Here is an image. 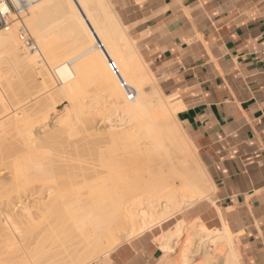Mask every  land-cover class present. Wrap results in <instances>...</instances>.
<instances>
[{"label":"bare ground","instance_id":"6f19581e","mask_svg":"<svg viewBox=\"0 0 264 264\" xmlns=\"http://www.w3.org/2000/svg\"><path fill=\"white\" fill-rule=\"evenodd\" d=\"M12 1L20 6L22 0ZM23 1L28 8H35L38 0ZM79 1L86 14L74 15L92 46L85 53L88 58L82 63H63L55 68L63 81L61 95L69 97L77 114L88 94L86 81L90 77L106 92L115 107L114 113L121 118L119 122L125 121L132 128L125 130V124L116 123L103 133L114 146L113 152L104 157L103 169L91 168L89 173L61 178L59 155H35L34 158L35 143L29 126L17 131L11 119L0 124V141L7 140L17 131L16 134L22 136L21 150L28 152L20 162L26 171L21 170L19 175L25 179L27 175L43 179L41 184L29 188L24 199L0 209V264L96 263L109 256L121 240L133 239L168 223L175 214L182 212V204L190 207L208 191L205 184L201 185L199 172L192 165L197 163L203 175L208 177L194 146L176 119V106L168 107L165 102L168 99L164 101L158 97L162 93L155 85L151 87L154 96L158 97L156 100L145 94L143 83L155 79L137 59L131 42L125 43L127 37L124 33L118 28L115 32L116 26L113 31V27L107 25L108 10L96 9L95 13L94 8L88 7L90 0ZM85 22L90 27L84 26ZM6 31L7 34H0V50L16 54L19 45L15 29ZM27 58L23 62L29 66L35 57ZM109 58L118 64L123 80L135 88L134 99H128L118 78L110 72ZM2 100L0 93V107L3 106ZM71 128L66 125L63 129L68 133L74 131ZM17 167L14 168L20 170L21 167ZM175 178L181 180L186 197L178 199L177 189L171 183ZM25 183L28 184L26 180ZM182 224L174 226L172 233H166L157 241L168 250L177 246L183 236L184 244L178 251L183 264L194 256H199L204 264H239L236 243L226 232L208 231L204 225L187 229L184 226L182 229Z\"/></svg>","mask_w":264,"mask_h":264},{"label":"crops","instance_id":"0c3cea01","mask_svg":"<svg viewBox=\"0 0 264 264\" xmlns=\"http://www.w3.org/2000/svg\"><path fill=\"white\" fill-rule=\"evenodd\" d=\"M104 1L176 106L208 176L211 197L190 208L189 221L233 238L239 264H264V0ZM35 8L34 30L60 24L58 36L83 49L61 62L85 61L92 44L74 15L86 14L81 2ZM142 236L94 264H161L155 240Z\"/></svg>","mask_w":264,"mask_h":264},{"label":"rangeland","instance_id":"374dc122","mask_svg":"<svg viewBox=\"0 0 264 264\" xmlns=\"http://www.w3.org/2000/svg\"><path fill=\"white\" fill-rule=\"evenodd\" d=\"M48 1L49 0H47V2ZM90 1L91 3L88 6L91 10L92 8H94V10H100L104 8V10H108L106 8L104 0ZM36 10L37 9L34 7H29L28 12L21 15V21L25 24L32 38L34 39L37 46V51L30 53L22 50L18 32L20 22L14 16L11 19L12 23L9 28L15 29L17 44L19 45L18 50L16 54L9 52L7 53L5 52V50H0V93L1 97H3L2 105L4 106L0 107V120L3 119L2 121H0V124L4 120L11 119L14 121L17 131L19 129L21 131L24 129L26 130L29 126L31 128V138L35 143L33 144L32 150L34 158L35 155H39L40 157H51L55 156V154L59 155V159L62 160L61 164H58V173L59 177L61 178L64 176L66 177V175L71 176L77 173H89V171H91V168L92 170L103 169L101 167V164L104 161V157L110 155L114 150V146L110 142L109 137L103 133H105L111 127V125L116 123L119 125L125 124L123 126L125 130L131 129L132 126L125 123V121L119 122L121 118L114 113L113 103H111L110 99H108L106 92L100 85L92 81L90 77L86 81V89H88V94L86 95V98L84 100L85 106L82 105L80 111L78 110V113L76 114V112L73 110L72 103L69 100V97H65L63 94L61 95L60 90L63 86V81L60 74L55 70V68L63 64L61 60L73 58L78 56L79 54H82L83 49H81L78 41L74 38H62L58 36L57 32L60 24L56 25L53 28L46 29L43 32L34 30L32 27V19L30 17L34 15ZM94 10L93 12H95ZM97 10L95 13H97ZM106 17L108 20L107 25L111 28L113 27L112 29L114 31L116 25L111 17H109L108 11ZM109 21L112 23H109ZM117 28L118 30L120 29L126 36L125 31H123L120 26L116 27L115 32H117ZM0 34H7V31L3 30L0 27ZM126 39L124 40L125 43L131 42L128 38ZM131 44L133 43L131 42ZM27 56L30 58L32 56L35 57V59L32 61L33 63L30 62L29 66L28 64H24L23 62L24 60L28 59ZM4 57L10 60H7V62ZM143 64L148 70L147 65L144 62ZM71 65L77 64L73 63ZM149 70L148 72L151 71ZM151 74L155 79V82L151 79V81L149 80L147 84L146 82L143 83V91H145L146 95L148 94L150 96H154L152 87L153 85H155L162 93L160 94L158 91V95L160 94L158 97H160L164 101L165 99H168L167 101H165L166 104H168L167 106H172L173 104L171 103V98L167 97L164 94L160 87L158 79L154 76L153 73ZM93 97L96 99L95 101H93ZM154 97L152 99L156 100L158 98L157 96ZM66 125L72 126L71 130L74 131L66 133V131L63 129ZM17 131L14 132L11 137H8L7 140L6 138H3V141H0V157L3 158L2 160L0 159V209L9 204L17 203L21 198L24 199V197L28 195V191L33 186L41 184V182L43 181L41 176L35 177L25 174V176L27 175V177H30H26L25 179L19 175L21 173V170H24L23 173H25L26 171L24 169L25 167L22 168L23 165L21 166L20 162L24 159V155L28 152H24L21 150L20 141L22 136L16 134ZM54 148L57 150H55ZM64 164L65 166H63ZM196 164L197 163H192V165H195L193 167H196V171L199 172V176H197L201 179L199 180L201 181V185L205 184L204 187H206L208 190L207 192H205L206 194L204 193L202 198L199 197L196 200L197 202H195L190 207H185V205L183 206L182 204V212L175 214L174 218L168 223H164L160 226L154 227L153 229L148 230V232H146L145 234L133 237V239L129 238L130 240H121L117 248L122 246L123 244H127L139 239V237L142 235V237L148 235L151 236V238L156 241L155 243L159 244H157V246L162 249L161 252L163 254V258L161 260V264H183L180 258V253L178 252L182 249L184 244L182 243V241L185 239L183 236L180 239L182 241H180L177 246H175L173 249L168 248V250L164 249L162 247V244L158 242L157 239L163 237L168 232L172 233L173 227L177 224L183 223L182 229L185 227V229H187L188 227L196 228L197 226L202 225L195 222H190L188 219V212L190 208L197 203L209 200L212 194L210 185L209 183H207L208 181H206L207 177L203 175L200 167L197 165L199 167L198 168ZM17 166H20L22 169L20 168V170H18L19 168ZM14 167H17L18 169ZM201 176H204V178ZM23 179L24 181H22ZM25 180L26 182H28V184L25 183ZM171 183H173L174 187L177 189L178 199H181L180 197L187 196V192L184 190L183 185H181L180 179H172ZM1 220L2 219H0V221ZM220 248L221 246H219L218 249L222 251L223 249ZM105 257L107 256H104L102 258ZM102 258L98 259L96 262H98ZM238 259L240 262V257ZM200 261H202V259L199 256H194L188 262L189 264H204L202 263L203 261Z\"/></svg>","mask_w":264,"mask_h":264},{"label":"built area","instance_id":"2783aa9c","mask_svg":"<svg viewBox=\"0 0 264 264\" xmlns=\"http://www.w3.org/2000/svg\"><path fill=\"white\" fill-rule=\"evenodd\" d=\"M28 10L29 8L23 0L21 1L20 6L16 5L12 0H0V27L3 30H7L12 23V17H16L20 22L18 32L22 50L32 53L37 51L36 43L25 24L21 21V15L27 13ZM107 61L110 72L118 78L121 88L124 90L128 99H134L136 96V90L123 80L118 64L111 58Z\"/></svg>","mask_w":264,"mask_h":264}]
</instances>
